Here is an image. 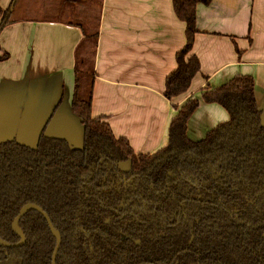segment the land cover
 <instances>
[{
    "label": "trees",
    "instance_id": "16d2710c",
    "mask_svg": "<svg viewBox=\"0 0 264 264\" xmlns=\"http://www.w3.org/2000/svg\"><path fill=\"white\" fill-rule=\"evenodd\" d=\"M210 1L172 0L186 42L165 78L168 100L185 93L200 70L190 53L196 6ZM11 2L0 5V31L15 21L12 11L4 21ZM71 23L83 34L71 98L82 146L43 132L34 147L0 141V238L19 241L12 220L34 203L61 235L55 264H264V126L252 76L237 74L201 92L202 101L228 113L202 139L187 136L199 105L191 98L175 108L166 145L136 153L104 116H92L97 28L90 34ZM88 44L80 55L78 48ZM18 228L25 240L0 244V264H51L55 238L45 218L29 209Z\"/></svg>",
    "mask_w": 264,
    "mask_h": 264
},
{
    "label": "crops",
    "instance_id": "0c3cea01",
    "mask_svg": "<svg viewBox=\"0 0 264 264\" xmlns=\"http://www.w3.org/2000/svg\"><path fill=\"white\" fill-rule=\"evenodd\" d=\"M9 0H0L2 8ZM0 31V141L30 147L41 132L82 146L83 126L71 110L75 49L80 28L58 19H14ZM185 24L172 0H101L93 54L91 113L104 116L134 152L154 153L166 145L170 119L187 100L199 105L187 136L202 139L228 113L201 100V92L234 75H250L264 126V0H211L196 6L190 53L200 64L188 90L170 100L166 76L186 42Z\"/></svg>",
    "mask_w": 264,
    "mask_h": 264
},
{
    "label": "rangeland",
    "instance_id": "374dc122",
    "mask_svg": "<svg viewBox=\"0 0 264 264\" xmlns=\"http://www.w3.org/2000/svg\"><path fill=\"white\" fill-rule=\"evenodd\" d=\"M11 0L8 2L10 3ZM101 0H12L11 19H58L82 26L88 33L98 26ZM8 3V4H9ZM10 5V6H11ZM88 45H81L78 53L83 55ZM83 72V71H82ZM82 72L80 74L82 75ZM82 85L85 86L83 79ZM84 89V88H83ZM2 126L0 127L1 130ZM4 129V128H2ZM17 141L15 136L12 137Z\"/></svg>",
    "mask_w": 264,
    "mask_h": 264
},
{
    "label": "water",
    "instance_id": "95a60500",
    "mask_svg": "<svg viewBox=\"0 0 264 264\" xmlns=\"http://www.w3.org/2000/svg\"><path fill=\"white\" fill-rule=\"evenodd\" d=\"M14 1V0H13ZM12 10V5L10 6L8 12L5 15V19L4 21L9 17L10 12ZM29 209H33L37 212H39L46 220V223L48 225L49 230L51 231L52 235L55 238V246L52 252V256H51V264H55V260H56V255L58 252V249L60 247L61 244V235L59 233V231L53 226L52 222L50 221L48 215L46 214V212H44L40 206H38L37 204L34 203H26L24 204L18 211L17 215L14 217V219L12 220L11 223V227L12 230L19 236V241L17 243H8L6 241H4L3 239L0 238V244L6 247H10V246H20L22 245V243L25 240V235L24 233L18 228V222L20 220V218H22V216L25 214V212ZM197 264V263H195Z\"/></svg>",
    "mask_w": 264,
    "mask_h": 264
}]
</instances>
